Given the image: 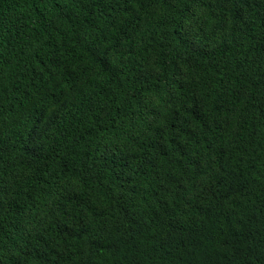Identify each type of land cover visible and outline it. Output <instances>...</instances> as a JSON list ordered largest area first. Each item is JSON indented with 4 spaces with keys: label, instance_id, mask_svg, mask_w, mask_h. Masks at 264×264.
Wrapping results in <instances>:
<instances>
[{
    "label": "trees",
    "instance_id": "trees-1",
    "mask_svg": "<svg viewBox=\"0 0 264 264\" xmlns=\"http://www.w3.org/2000/svg\"><path fill=\"white\" fill-rule=\"evenodd\" d=\"M0 264H264V0H0Z\"/></svg>",
    "mask_w": 264,
    "mask_h": 264
}]
</instances>
